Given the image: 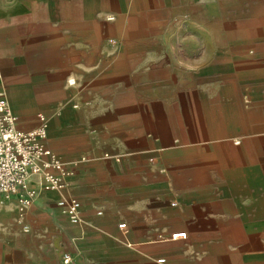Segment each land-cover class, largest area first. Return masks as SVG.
<instances>
[{"label": "crops", "instance_id": "0c3cea01", "mask_svg": "<svg viewBox=\"0 0 264 264\" xmlns=\"http://www.w3.org/2000/svg\"><path fill=\"white\" fill-rule=\"evenodd\" d=\"M0 96L80 205L0 202V264H264V0H0Z\"/></svg>", "mask_w": 264, "mask_h": 264}, {"label": "built area", "instance_id": "2783aa9c", "mask_svg": "<svg viewBox=\"0 0 264 264\" xmlns=\"http://www.w3.org/2000/svg\"><path fill=\"white\" fill-rule=\"evenodd\" d=\"M104 45L115 46L117 41L108 39ZM16 123L17 117L7 100L0 96V202L15 197L19 214H24L41 192H56L60 194L57 207L71 222L77 223L80 205L64 195L71 172L46 147V126L24 132L17 129ZM33 182L34 187L31 186ZM124 227L125 224L119 225V228ZM170 238L185 239L186 232L173 234ZM68 262L69 257L65 255L63 263Z\"/></svg>", "mask_w": 264, "mask_h": 264}, {"label": "rangeland", "instance_id": "374dc122", "mask_svg": "<svg viewBox=\"0 0 264 264\" xmlns=\"http://www.w3.org/2000/svg\"><path fill=\"white\" fill-rule=\"evenodd\" d=\"M212 34H210L209 36L207 35H203L202 36H198L195 38V35H187L186 37H184L182 39V43H189V44H195V43H211L212 42Z\"/></svg>", "mask_w": 264, "mask_h": 264}]
</instances>
